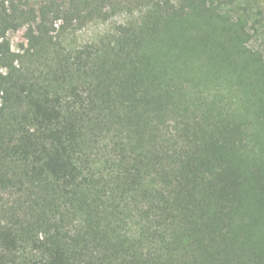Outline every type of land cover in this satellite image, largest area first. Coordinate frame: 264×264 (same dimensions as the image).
Listing matches in <instances>:
<instances>
[{
  "label": "trees",
  "instance_id": "1",
  "mask_svg": "<svg viewBox=\"0 0 264 264\" xmlns=\"http://www.w3.org/2000/svg\"><path fill=\"white\" fill-rule=\"evenodd\" d=\"M141 2L50 90L8 32L41 51L121 4L0 0V264H264V55L233 44L219 0Z\"/></svg>",
  "mask_w": 264,
  "mask_h": 264
},
{
  "label": "rangeland",
  "instance_id": "2",
  "mask_svg": "<svg viewBox=\"0 0 264 264\" xmlns=\"http://www.w3.org/2000/svg\"><path fill=\"white\" fill-rule=\"evenodd\" d=\"M219 1L212 12L216 15V21H223L235 35L233 44L245 46L264 55V21H261L260 15L254 12L255 9L244 10V0H236L232 4ZM114 2L120 3L122 9L117 10L107 19H93L80 27L58 33L53 38L54 42L51 46L41 51L27 50L23 29L9 31L7 36L11 49L19 54L15 66L21 73L34 80L40 88L53 90L62 85L60 59L63 56L75 54L78 50H84L85 54L91 55L101 53L115 43L118 26L137 25L141 22L143 15L141 0H114ZM86 50L91 52L87 53ZM13 199L12 195L0 190V219L5 216L4 210L10 206ZM30 247V244H23L22 249L29 251Z\"/></svg>",
  "mask_w": 264,
  "mask_h": 264
}]
</instances>
